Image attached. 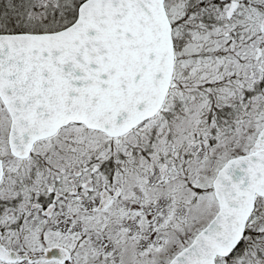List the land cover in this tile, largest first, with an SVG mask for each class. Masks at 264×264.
<instances>
[{"label": "snow or ice", "instance_id": "obj_1", "mask_svg": "<svg viewBox=\"0 0 264 264\" xmlns=\"http://www.w3.org/2000/svg\"><path fill=\"white\" fill-rule=\"evenodd\" d=\"M0 264H264V0H0Z\"/></svg>", "mask_w": 264, "mask_h": 264}]
</instances>
